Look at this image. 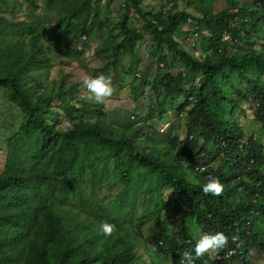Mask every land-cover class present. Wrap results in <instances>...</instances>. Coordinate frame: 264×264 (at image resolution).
Wrapping results in <instances>:
<instances>
[{
  "label": "trees",
  "instance_id": "obj_1",
  "mask_svg": "<svg viewBox=\"0 0 264 264\" xmlns=\"http://www.w3.org/2000/svg\"><path fill=\"white\" fill-rule=\"evenodd\" d=\"M38 1L0 0V130L9 131L0 146V264H181L201 235L215 232L237 235L235 246L264 250V144L247 136L248 108L237 101L252 104L264 130V80L248 71L264 74V50L227 53V45L249 44L256 35L264 41V0L245 8L236 0L218 12L208 0H165L159 9L124 0L112 27L110 16L99 20L110 7L103 0H44L49 16L37 14ZM99 28L107 40L102 47L89 39ZM200 35L205 46L196 54L190 41ZM147 36L149 54L179 59L197 74L192 84L182 70L155 79L149 114L157 119L118 127L90 120L102 110L82 104L70 71L59 67L52 76L54 55L80 53L74 45L82 39L94 59L110 52L98 66L92 60V76L116 70L127 51L134 73L140 62L134 45ZM233 72L247 88L235 84ZM235 108L244 113L241 122ZM172 112L184 117L185 136L175 132ZM209 177L224 185L219 196L202 191ZM144 194L160 215L131 224ZM148 221L154 225L145 234ZM104 222L114 225L110 236L100 231ZM223 254L193 253L194 264H220Z\"/></svg>",
  "mask_w": 264,
  "mask_h": 264
},
{
  "label": "rangeland",
  "instance_id": "obj_2",
  "mask_svg": "<svg viewBox=\"0 0 264 264\" xmlns=\"http://www.w3.org/2000/svg\"><path fill=\"white\" fill-rule=\"evenodd\" d=\"M197 5L196 1L193 0ZM213 1V10L215 12H218L220 10L226 9V8H232L233 1L236 0H208ZM239 5L242 8L250 6L254 0H238ZM38 7L36 9L37 14H46V11L44 10V0L38 1ZM124 0H103V3H110V7L105 9L99 20L103 19L105 20L110 16L111 22L108 24L109 26H114V20L116 19V13L118 8L122 5ZM165 0H143V8L149 9V7H153L154 9H159L165 4ZM181 4H184L181 2ZM25 7H27L28 11H31V7L29 4H25ZM193 9V8H192ZM49 16V15H48ZM20 18H24V15L22 13H19ZM250 18V17H249ZM132 22H138V15L132 12ZM250 20V19H249ZM113 22V23H112ZM105 23H107L105 21ZM140 26V25H139ZM250 26V23L249 25ZM101 30V31H100ZM191 30L190 27H186L184 30V34H190ZM248 37V36H247ZM252 37V36H251ZM249 36V38H251ZM90 41L99 47H102L107 40L104 37L103 29L99 28L97 29V32H93L90 35ZM177 39L179 41H185L184 37L182 35H178ZM80 40L77 42L74 46L75 49L80 51V53L76 54L74 52H71L69 56H57L54 55V62L56 66L53 67L52 70V76L57 74L59 67L66 70V72L70 71L71 78H73L75 81L80 83V86L78 87V94L80 96H83L85 98V102L82 103L90 108H101L102 114H98L97 111H93L88 116V119L90 120H96L100 119L104 123H112L113 125H117V122L121 123H127V124H134L138 120L147 119L150 117L149 114V108L156 103V89L154 88L155 79L159 78V76L163 75V73H166L168 71H177L182 70L186 72L187 74V81L189 84H192L194 80L197 78V74L193 73L192 71H189L188 68L184 65L183 61L179 59H175L173 57H168L167 60H161L159 57H154L153 55L149 54V47H150V37L147 36L145 39L141 42L137 41L135 46V49L137 52H139L140 62L138 63V69L134 73H129L130 67L132 64V55L130 51H127L124 57H122L121 62L118 65V68L114 70L113 68L109 69L108 77L111 81V86L113 87V93L112 95L104 98L103 102H97L95 100L94 94L91 93L86 86L83 84V78L85 76L92 77V70L94 69V65L98 66L103 61L108 60L109 53L105 52L100 54V59H95L90 55L92 52V49L89 47H86L85 41ZM196 43L194 46L195 48H192L191 51L195 52L196 54H199L200 50L204 49L203 42L204 39H202V35H200V38L197 40L190 41ZM263 38L260 35L253 36L251 38V41L249 44L246 43V41H240L237 45H227V53L229 56H235L239 57L240 54H242L243 51H246L250 49L252 45H254L257 49H263L264 50V43ZM189 43V42H188ZM187 46H189V44ZM82 51V52H81ZM94 59V65L92 60ZM63 62L64 64L60 63ZM250 68V67H249ZM228 70V69H227ZM250 74L253 77L260 76L261 79L264 80V74L259 72L255 67H251L248 69ZM232 79L234 80L235 84L238 87L247 88V84L245 82H241L240 79H238V75L236 72L231 73ZM241 84V85H240ZM238 105L247 106V111H245L244 118V129L246 131L247 136H251L252 134H257V143H263L264 144V130L263 127L259 126V120L256 119V111L252 109L253 106L249 102H246L244 100H240V98L237 100ZM76 102H79V100H76ZM83 102V101H82ZM13 113H16L13 112ZM11 113V116L9 118L17 117L15 114ZM176 112H172L171 116L174 117ZM140 117V119H138ZM235 118L238 120V122H241L242 117L244 116L243 111L240 109L235 108ZM157 119L158 114H155V116L148 118L149 119ZM181 120H184L181 122ZM17 121V119H15ZM174 122H176V126H179L178 129L175 130V132H178L182 136H185L187 133V127L184 124L185 119L183 116H180L177 118L175 116ZM170 124V123H169ZM180 124V125H179ZM170 126V125H168ZM4 128V127H3ZM9 134V131L6 129L0 130V146L4 147L6 145L5 143V135ZM206 150L211 153L214 152L215 146H213L211 143L206 144L205 146ZM214 164L217 166L219 165V162L215 161ZM150 202V197L148 195H142L138 198L136 207H135V216L134 220L131 222V224H137L139 222L145 223L147 220H155L160 215V208H154L152 207ZM162 216L164 217V211L162 213ZM129 225V224H128ZM154 225V222H149L148 224H145L144 231L145 234H148L151 226ZM140 253L143 254V257L147 259L145 251L143 252V249H139ZM254 259L261 260L264 262V253L260 249H255L252 252ZM165 262H171V260L167 259ZM241 263V262H240Z\"/></svg>",
  "mask_w": 264,
  "mask_h": 264
},
{
  "label": "clouds",
  "instance_id": "obj_3",
  "mask_svg": "<svg viewBox=\"0 0 264 264\" xmlns=\"http://www.w3.org/2000/svg\"><path fill=\"white\" fill-rule=\"evenodd\" d=\"M83 84L91 93L94 94L95 100L97 102H103L104 98L112 95L113 93L111 81L104 74H99L92 77L85 76L83 78ZM259 126L262 127L261 124ZM252 136L256 141L258 138L257 134L254 133ZM252 163H255V160H252ZM261 166L264 167V161ZM223 190L224 185L220 182L219 179L214 177H209L207 181L202 185V191L212 196H219L223 192ZM250 222L251 221L249 220L247 222V225H250ZM100 231L105 236H110L114 231V225L107 222L101 223ZM230 238L227 237L223 232L201 235L197 239L193 252H183L181 257V264H194L193 253L195 257H201L205 253H208L211 256L213 252L220 249H223V257H225H220V264H226L225 261H229L227 264H264V262H262L261 260L254 259V256L252 254L255 249H260L264 253V250L262 248L246 249L245 247L242 248L240 244L235 246L233 243L235 240L238 241V236L236 235ZM238 254L241 258L237 257L229 260V258H231L232 256L234 257ZM243 259L245 260V263Z\"/></svg>",
  "mask_w": 264,
  "mask_h": 264
},
{
  "label": "built area",
  "instance_id": "obj_4",
  "mask_svg": "<svg viewBox=\"0 0 264 264\" xmlns=\"http://www.w3.org/2000/svg\"><path fill=\"white\" fill-rule=\"evenodd\" d=\"M187 39H188V41L191 40V35H188ZM225 40H227V41H230V40H231V37H230L229 34L226 35ZM230 42H231V41H230Z\"/></svg>",
  "mask_w": 264,
  "mask_h": 264
}]
</instances>
